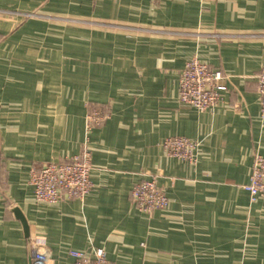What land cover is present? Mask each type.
Here are the masks:
<instances>
[{
	"label": "crops",
	"instance_id": "obj_1",
	"mask_svg": "<svg viewBox=\"0 0 264 264\" xmlns=\"http://www.w3.org/2000/svg\"><path fill=\"white\" fill-rule=\"evenodd\" d=\"M198 59L230 77L207 112L179 101ZM264 0H0V264H31L41 236L51 264L105 251L111 264H264V201L252 202L264 158L257 77ZM110 119L87 131V104ZM168 138L198 143L196 162L167 155ZM92 152L85 199L38 203L35 165ZM156 179L166 210L139 212L134 186Z\"/></svg>",
	"mask_w": 264,
	"mask_h": 264
},
{
	"label": "built area",
	"instance_id": "obj_2",
	"mask_svg": "<svg viewBox=\"0 0 264 264\" xmlns=\"http://www.w3.org/2000/svg\"><path fill=\"white\" fill-rule=\"evenodd\" d=\"M230 77L221 71L212 70L207 64L194 58L187 62L180 74L179 101L198 112L214 110L223 102L229 91ZM257 93L260 98L261 117L264 119V65L257 77ZM109 105L87 104V131L103 127L110 119ZM198 143L187 138H168L163 149L168 156L190 163L196 162L195 152ZM92 152L85 143L78 155L58 162H47L32 167L30 185L34 189L38 203L57 205L74 199L83 200L88 196L93 183L91 174ZM244 189L250 194L252 202L264 201V158L256 155L251 182ZM131 201L136 209L151 215L158 210H166L170 201L165 190L156 179L143 180L136 184L131 192ZM31 264H51L52 251L41 236L29 239ZM73 264H111L102 249L91 254L71 252Z\"/></svg>",
	"mask_w": 264,
	"mask_h": 264
},
{
	"label": "water",
	"instance_id": "obj_3",
	"mask_svg": "<svg viewBox=\"0 0 264 264\" xmlns=\"http://www.w3.org/2000/svg\"><path fill=\"white\" fill-rule=\"evenodd\" d=\"M14 213H15V216L17 217V219L20 220L21 223L23 224L26 237H28V239H30L29 226H28L27 221L25 220L23 214L21 213V211L18 208L14 209Z\"/></svg>",
	"mask_w": 264,
	"mask_h": 264
}]
</instances>
